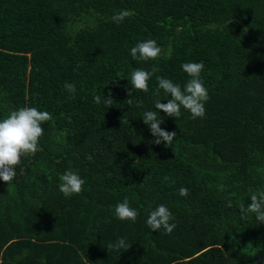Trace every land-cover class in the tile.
I'll return each mask as SVG.
<instances>
[{
    "label": "trees",
    "instance_id": "16d2710c",
    "mask_svg": "<svg viewBox=\"0 0 264 264\" xmlns=\"http://www.w3.org/2000/svg\"><path fill=\"white\" fill-rule=\"evenodd\" d=\"M121 10L134 14L117 24ZM147 39L161 56L134 59ZM187 62L204 63L203 118L155 108L170 98L156 76L183 88ZM154 65L149 91L128 97L131 73ZM26 106L53 118L0 181V264H264V224L240 212L264 191V0H0V119ZM149 110L177 132L170 145L152 142ZM69 169L85 184L65 197ZM125 197L135 222L115 216ZM159 205L171 234L146 224ZM120 237L130 248L109 251Z\"/></svg>",
    "mask_w": 264,
    "mask_h": 264
},
{
    "label": "clouds",
    "instance_id": "9594fccd",
    "mask_svg": "<svg viewBox=\"0 0 264 264\" xmlns=\"http://www.w3.org/2000/svg\"><path fill=\"white\" fill-rule=\"evenodd\" d=\"M133 14L131 10H121L113 15L112 20L119 24ZM162 51V48L158 46L155 40L147 39L132 47L131 55L134 59L149 61L158 59ZM182 69L189 77L183 88L171 79L156 76L158 87L155 90V95L158 97L162 89L169 94L170 98L167 99V103H161V100L157 99L155 108L172 118L181 116V108L189 111L193 119L203 118L206 111L205 103L210 98L201 78L204 63L187 62L182 64ZM158 71L159 68L155 65L151 71L134 70L129 80L132 90H128V97L132 96L133 90L148 92L149 80ZM64 87L70 93L74 94L76 92L74 83L65 82ZM94 101L99 104L101 97L99 95L95 96ZM113 101L111 94H108L107 97L104 95L103 103L105 105L111 107ZM131 102V99H128L129 105H131ZM52 118V114L48 111H41L36 107L26 106L18 110H12L6 117L0 119V181L10 184L17 175L16 167L21 164L22 157L34 156L36 152L41 150L39 141L44 134L43 124L51 121ZM142 118L143 123L149 126L150 133L155 138L152 141L153 143L159 145L163 142L168 146L173 142L177 132L175 130L167 131L162 129L163 120L158 118L156 111H146ZM164 179L167 181L168 177ZM59 180V191L65 197L79 194L85 184V180L75 170L71 169L60 175ZM178 191L180 196H187L189 190L181 187ZM228 206L231 207V202H229ZM114 211L115 216L122 221L130 220L135 222L139 215L138 211L130 206L127 197L115 206ZM240 212L242 215L254 213L255 218L261 224H264V191L252 194L246 209L243 204L240 205ZM174 220L175 217L169 208L165 205H159L148 214L146 224L153 232H159L163 229L166 233L171 234L177 227L176 223H170ZM130 246L124 237H120L115 244L110 242L107 245V249L109 251H119L120 249L126 251Z\"/></svg>",
    "mask_w": 264,
    "mask_h": 264
}]
</instances>
